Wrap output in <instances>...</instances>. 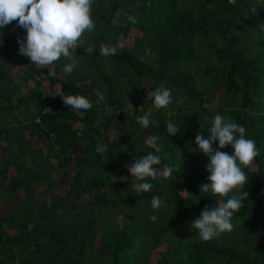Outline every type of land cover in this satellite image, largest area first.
Instances as JSON below:
<instances>
[{"label":"trees","instance_id":"16d2710c","mask_svg":"<svg viewBox=\"0 0 264 264\" xmlns=\"http://www.w3.org/2000/svg\"><path fill=\"white\" fill-rule=\"evenodd\" d=\"M92 18L95 29L72 50L69 75L66 58L49 73L19 53L26 30L9 34L8 24L0 32V264H139L159 246L154 264H264V0H95ZM129 29L143 36L128 48L116 44ZM88 45L96 50L85 53ZM100 46L117 53L106 57ZM14 67L22 71L11 75ZM140 79L151 92L145 102ZM162 83L172 103L157 109L153 93ZM61 92L85 96L93 107L75 112ZM149 103L152 125L143 129L137 118ZM217 114L243 126L259 155L243 169L248 198L232 217L233 231L203 241L191 223L205 206L238 192H201L210 184L209 159L195 138L201 122ZM169 121L180 126L177 135L168 133ZM143 135L159 138L162 163L155 167L177 171L148 178L152 189L137 193L140 181L130 172L127 179L111 174L123 158L155 151ZM98 145L106 146L103 154ZM59 187L63 195L54 192ZM153 196L164 198L159 209L151 207Z\"/></svg>","mask_w":264,"mask_h":264},{"label":"clouds","instance_id":"9594fccd","mask_svg":"<svg viewBox=\"0 0 264 264\" xmlns=\"http://www.w3.org/2000/svg\"><path fill=\"white\" fill-rule=\"evenodd\" d=\"M94 2L95 0H0V29L16 21L17 26L26 30V39L19 41V53L28 57L31 64L41 68L53 65L62 57L66 58L72 62L63 66V73L69 75L76 67L72 50L78 47L85 32L95 29L92 18ZM234 2L235 0H229V3ZM127 18L135 23V18L131 15ZM83 50L90 54L96 49L95 46L88 45ZM116 53V47L102 46V55L107 57ZM58 96L75 112L87 111L93 107L89 98L79 94L64 95L61 92ZM97 96L98 99L103 100L102 94L97 93ZM153 97L157 109H165L172 103L171 89L165 87L163 83L155 89ZM204 107L210 110V105L205 104ZM137 122L143 129L152 125L147 114L138 117ZM204 125H210L207 129V138L203 135ZM167 131L171 136L177 135L180 126L169 121ZM158 139L155 135L147 137L145 143L155 151L135 159L126 166L131 177L140 181L133 185L137 193L152 189L153 185L147 182L148 178L155 180L158 175L169 178L174 171H177L169 164H163L161 169L155 167L162 163L161 156L157 154L161 151L157 143ZM216 142L218 147L214 148L213 144ZM195 143L198 150L209 159L206 171L210 173L207 177L210 184L202 185L201 192L211 191L223 197L233 190H238L237 194L232 195L222 205L211 209L205 206L200 217L191 223V228L197 230L201 240L210 241L225 232L233 231L232 217L235 212L240 211L243 201L248 198V193L243 191L248 182L243 169L259 155V150L254 139L246 138V129L243 126L220 114L215 115L214 118L206 117L204 122H201V132L197 134ZM226 146L231 147V154L221 151ZM105 151V145L96 147V152L99 154ZM163 200V197L153 196L152 209H159ZM149 218L153 222L158 219L155 215H150Z\"/></svg>","mask_w":264,"mask_h":264},{"label":"rangeland","instance_id":"374dc122","mask_svg":"<svg viewBox=\"0 0 264 264\" xmlns=\"http://www.w3.org/2000/svg\"><path fill=\"white\" fill-rule=\"evenodd\" d=\"M17 27H18L17 26V22L16 21H13L12 23H10L9 27H6L5 28V31L8 32L9 34H15ZM1 31H4V28L3 29H0V32ZM18 36H19L20 41H22V40L25 39V36L23 34H19ZM136 36L137 37H142L143 34L141 32H138L135 29H129V31L126 34V36H120L119 35L117 37L116 44H118V45H120V46H122L124 48H128V47H130L132 45L133 39ZM100 47H102V46H100ZM41 69H43V68H41ZM46 69H47V71L49 73H51L50 66H48ZM16 71H19V72L22 71V67H14V68H12L11 69V75H13ZM40 75H43V73L40 72ZM140 81H141V84H140V87L139 88H141V89L139 90V93L138 94L140 96L142 95V101L145 102L150 97L151 92H148V90H147L149 84L145 80H143V79H140ZM31 83L32 82H29V84H31ZM40 87H42V89L46 90L47 87H48L47 81L46 80H43L41 82V84H40ZM57 89H59V86L56 84L52 88L51 91L46 92L47 93V96L50 98L53 95V93H55L57 91ZM130 109H131V105H130V103H128L127 106H126V110L130 112ZM154 111H155V108L153 106V103H149L147 105V107L145 108V112L144 113L148 115V114H150L151 112H154ZM112 132H113V130L111 128H109L107 130V134L109 136L112 135ZM25 133H27V131ZM143 136H145V138L148 137L146 135H143ZM30 141H32V138H30ZM1 144H3V143H1ZM39 145L44 148V144L39 143ZM131 163L132 162L128 158H123L122 160H120L118 162L117 170L119 172H113L111 175L113 177H122L123 179H127L128 178V172L129 171H128V168L126 166L127 165H130ZM55 191L59 195H63V188L62 187L57 188L56 190H54V192ZM165 192L167 193V190H165ZM17 193H18V196L21 195V192L20 191H18ZM181 194H184V192L181 191ZM37 199H40V197L38 196ZM0 205H2V203H0ZM144 209H146V208H144ZM115 216H116V219L118 221H120L122 215L118 213V214H115ZM144 248H145V246L143 245L141 251H143ZM162 248H163V246H159L157 248L152 249L150 251V253L146 256V260H144V257H140L139 258V264H154L155 263V260L158 257V251L161 250Z\"/></svg>","mask_w":264,"mask_h":264}]
</instances>
